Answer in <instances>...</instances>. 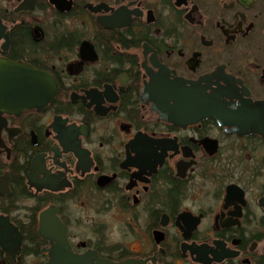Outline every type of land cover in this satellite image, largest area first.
I'll use <instances>...</instances> for the list:
<instances>
[{"label": "flooded vegetation", "instance_id": "obj_1", "mask_svg": "<svg viewBox=\"0 0 264 264\" xmlns=\"http://www.w3.org/2000/svg\"><path fill=\"white\" fill-rule=\"evenodd\" d=\"M0 264H264V0H0Z\"/></svg>", "mask_w": 264, "mask_h": 264}, {"label": "water", "instance_id": "obj_2", "mask_svg": "<svg viewBox=\"0 0 264 264\" xmlns=\"http://www.w3.org/2000/svg\"><path fill=\"white\" fill-rule=\"evenodd\" d=\"M56 85L46 72L0 60V110H44L58 93Z\"/></svg>", "mask_w": 264, "mask_h": 264}]
</instances>
